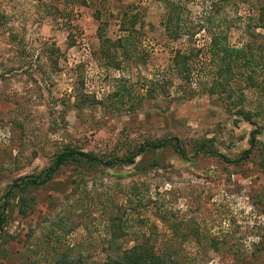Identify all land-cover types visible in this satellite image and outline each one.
Listing matches in <instances>:
<instances>
[{"label": "rangeland", "instance_id": "374dc122", "mask_svg": "<svg viewBox=\"0 0 264 264\" xmlns=\"http://www.w3.org/2000/svg\"><path fill=\"white\" fill-rule=\"evenodd\" d=\"M169 4L184 9L173 38ZM263 11L264 0H0V264L103 261L118 227L116 245L169 248L176 264H264ZM212 36L246 54L214 94L208 55L192 58L188 84L173 61ZM166 139L131 165L68 164L28 184L65 149L105 161Z\"/></svg>", "mask_w": 264, "mask_h": 264}, {"label": "trees", "instance_id": "16d2710c", "mask_svg": "<svg viewBox=\"0 0 264 264\" xmlns=\"http://www.w3.org/2000/svg\"><path fill=\"white\" fill-rule=\"evenodd\" d=\"M171 7V5L169 4ZM184 9L176 6L171 7V9L168 10V18L165 23V28L167 30V34L171 36V38L175 37L180 31L183 29V26L180 25L178 22H174V19L179 17V14ZM262 10V9H261ZM264 18V11L263 13H259V17L257 18L258 21H261V19ZM258 26H262V23H258ZM122 26V25H121ZM178 30V31H177ZM123 41V40H121ZM114 44V43H113ZM244 52V51H243ZM199 53H204L209 56V61L213 64V66L217 65V73H212L211 75L214 76L211 79V92L212 94L215 93V88H220L224 84H229V78L227 77L229 72V77L233 78V76H230V73L233 72L234 68L237 66V58L241 57L246 58V54L242 53L241 50L236 48H231L229 45L225 42V40L217 41L215 37H211L210 41L205 45L203 48H196V49H189V52L183 53L177 51L174 55L173 61L175 75L177 77H181L184 83H189V78L192 73V65L191 60L195 56H198ZM241 53V54H240ZM237 58H236V57ZM229 71L227 72L226 70ZM235 114L242 115V118L246 120L247 122H251L250 117L257 116L256 113H251L250 111H244L243 108H239L235 111ZM259 132V129H254L251 134V146L254 144V134H257ZM170 142V139L166 140H159L155 143L148 144L144 143L139 146L137 151L131 155H129L126 158L123 159H111V160H105L102 161L97 156L86 153L82 151H76L75 149H65L63 151H60L57 153L52 163L49 165V167L45 170L44 176L42 178L34 177V179L30 180L28 184H31L35 187H38L40 185H44L48 182H50L55 175H57L64 167H66L68 164L70 165H82L83 163H89L91 166H104L106 168H113L116 165L119 164H127L131 165L134 163L135 158L143 151L147 150L149 147L153 148H160L165 147ZM175 147L178 148V140L174 138ZM179 152L182 156H185L184 150L179 149ZM210 150L207 148L197 150L194 154L199 155L200 153H207L210 154ZM249 154V151H246L243 156H247ZM119 163V164H118ZM37 178V179H36ZM4 223V219L0 216V225ZM119 232V233H118ZM108 240L113 245L108 247V249H103L101 252H105V258L103 261L101 260H90L88 261L86 258H84L81 254L77 256V259L75 262L77 264H176L175 258L171 256L170 249L169 248H163V249H155L153 245H144V244H138L134 245L130 248L122 247L119 245H116L115 240L120 238L121 233L119 231V227L114 229L113 231H109ZM67 256L65 258L60 257L57 261V264H73L72 260L67 259Z\"/></svg>", "mask_w": 264, "mask_h": 264}]
</instances>
